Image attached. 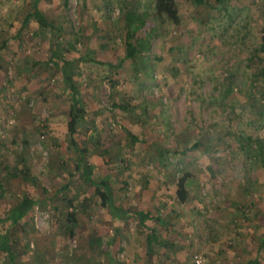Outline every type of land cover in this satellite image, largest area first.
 I'll return each mask as SVG.
<instances>
[{
	"label": "rangeland",
	"instance_id": "374dc122",
	"mask_svg": "<svg viewBox=\"0 0 264 264\" xmlns=\"http://www.w3.org/2000/svg\"><path fill=\"white\" fill-rule=\"evenodd\" d=\"M34 1L0 0V217L36 202L0 226V264H264V162L244 139L264 141V0H174L176 23L155 0H37L48 26ZM63 69L116 213L76 170ZM137 211L154 219L139 227Z\"/></svg>",
	"mask_w": 264,
	"mask_h": 264
},
{
	"label": "trees",
	"instance_id": "16d2710c",
	"mask_svg": "<svg viewBox=\"0 0 264 264\" xmlns=\"http://www.w3.org/2000/svg\"><path fill=\"white\" fill-rule=\"evenodd\" d=\"M193 1L196 4H202L205 0H193ZM154 5H155L154 11L157 17L162 18L163 20L168 19L169 21H173L175 23L178 21V11H177L174 0H155ZM33 9H34V13L32 14V16L37 19L39 24L43 26H48L45 23V18L43 17V15L41 14V12L39 11L37 7V0H35L33 3ZM125 45H126V55H125L126 59H131L137 55H141L140 50L133 47L130 43L125 42ZM147 47L148 46H146V49ZM263 47L264 46L262 45L261 48L263 49ZM256 52L257 51L255 50V53ZM51 53L54 58L57 57L56 50L51 49ZM253 56H257V53L254 54ZM80 60L86 63H95L98 65H105L102 62L96 61L94 57L92 56L89 49H86L84 54L80 56ZM107 66L109 68H114L112 64H107ZM0 67H1V64H0ZM261 72L264 73V68H262ZM62 79L65 85L66 92L70 97L69 121H68V127H67V131H68L69 138H70V144L71 146L75 148V150H77L80 153V159L76 165V170L79 172V174H81L82 179L84 181L88 182L91 186L94 187V193L98 196L100 200V204L103 207H108L111 212L113 211V213H116L117 209L114 206V198L112 196V189H111L109 182L106 180L96 181L92 178L93 173H94L93 168L85 162V151L78 147V144L76 141L78 123L84 118L85 113H86L81 105L78 89L66 69L62 70ZM120 108H123V107H120ZM244 139L247 141L246 144H248L249 151L253 147L256 149L255 152L257 154L255 153L256 155H254L252 158L254 159L258 158L259 160H262V162H264V159H263L264 158V141L260 140L258 137H245ZM132 141L134 142L133 138H132ZM198 145H199V142H196L194 144V146H198ZM21 175L23 178H26V175H28V171L27 170L22 171ZM186 180H187V175L185 174L181 178L178 179V182L176 184L177 186L176 196L182 202H184L187 199V195H188L186 188H185ZM35 204H36L35 201H33L27 196H23L21 200L13 207V209H11V212L7 218L2 219L0 217V226L5 224L6 222H9L10 225H15L16 223L22 220V218L32 209V207ZM68 204H69L68 205L69 208H71L72 206H70L71 204L70 201H68ZM134 218L136 220V223L139 225V227H144L146 225V222L154 219V215L152 214V211H137L134 214ZM156 220L158 222L160 221L159 218H157ZM66 221L69 225H75L77 220L73 213H67ZM71 234H72V230H71ZM153 236L154 235H149L147 237V241H148L147 246L149 248H150L151 242L156 240V238H154ZM9 257L11 260L14 259V255L11 253V251L9 252ZM109 260H111L109 261L111 263L112 258H109Z\"/></svg>",
	"mask_w": 264,
	"mask_h": 264
},
{
	"label": "built area",
	"instance_id": "2783aa9c",
	"mask_svg": "<svg viewBox=\"0 0 264 264\" xmlns=\"http://www.w3.org/2000/svg\"><path fill=\"white\" fill-rule=\"evenodd\" d=\"M194 264H203V259L201 255H195L193 259Z\"/></svg>",
	"mask_w": 264,
	"mask_h": 264
}]
</instances>
